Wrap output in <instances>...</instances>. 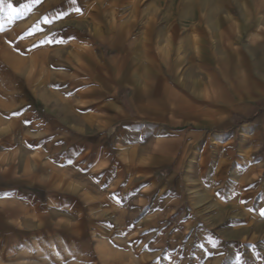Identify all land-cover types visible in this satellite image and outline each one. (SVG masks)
I'll return each mask as SVG.
<instances>
[{
  "label": "crops",
  "instance_id": "1",
  "mask_svg": "<svg viewBox=\"0 0 264 264\" xmlns=\"http://www.w3.org/2000/svg\"><path fill=\"white\" fill-rule=\"evenodd\" d=\"M85 1L53 44L3 63L0 84L13 87L0 114V259L83 244L103 196L138 188L155 213L177 201L160 100L198 82L197 69L211 98L264 110V0H90L89 19Z\"/></svg>",
  "mask_w": 264,
  "mask_h": 264
},
{
  "label": "rangeland",
  "instance_id": "2",
  "mask_svg": "<svg viewBox=\"0 0 264 264\" xmlns=\"http://www.w3.org/2000/svg\"><path fill=\"white\" fill-rule=\"evenodd\" d=\"M69 1L2 0L0 75L10 76L3 63L13 50L22 57L55 42L68 20L78 17ZM84 6L87 15L79 17L89 19L90 0ZM196 81L175 84L179 96L160 100L163 121L174 129L159 147L170 161L162 174L178 173L172 188L177 201L155 213L154 205L140 204L138 188L103 196L99 212L89 213L99 218V229H91L83 244L6 253L0 264H264V110L254 100L211 98L216 94L204 83L203 69H197ZM12 87L0 84L1 115L11 108ZM155 149L148 145L141 155Z\"/></svg>",
  "mask_w": 264,
  "mask_h": 264
},
{
  "label": "snow or ice",
  "instance_id": "3",
  "mask_svg": "<svg viewBox=\"0 0 264 264\" xmlns=\"http://www.w3.org/2000/svg\"><path fill=\"white\" fill-rule=\"evenodd\" d=\"M0 3H2V0H0ZM72 3L75 4L76 0H72ZM9 7H11V5H9ZM25 7H27V6H25ZM75 10L77 13H79L81 11V9L78 7ZM12 11L15 13L17 10L15 8H12ZM45 22L47 23V21H45ZM25 123H28V122L26 121Z\"/></svg>",
  "mask_w": 264,
  "mask_h": 264
}]
</instances>
